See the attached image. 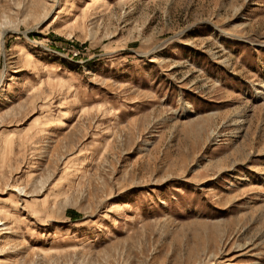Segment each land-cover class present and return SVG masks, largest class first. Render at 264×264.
<instances>
[{
    "label": "rangeland",
    "instance_id": "rangeland-1",
    "mask_svg": "<svg viewBox=\"0 0 264 264\" xmlns=\"http://www.w3.org/2000/svg\"><path fill=\"white\" fill-rule=\"evenodd\" d=\"M263 94L264 0H0V264H264Z\"/></svg>",
    "mask_w": 264,
    "mask_h": 264
},
{
    "label": "bare ground",
    "instance_id": "bare-ground-1",
    "mask_svg": "<svg viewBox=\"0 0 264 264\" xmlns=\"http://www.w3.org/2000/svg\"><path fill=\"white\" fill-rule=\"evenodd\" d=\"M262 95V94H261ZM264 95V94H263ZM258 96V95H257ZM259 97H262V96H259ZM258 98V97H257ZM259 100V99H258Z\"/></svg>",
    "mask_w": 264,
    "mask_h": 264
}]
</instances>
